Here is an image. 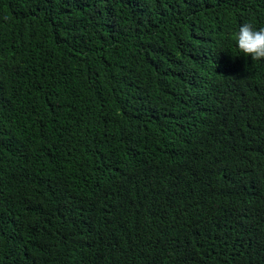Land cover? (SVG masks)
<instances>
[{
    "label": "trees",
    "instance_id": "trees-1",
    "mask_svg": "<svg viewBox=\"0 0 264 264\" xmlns=\"http://www.w3.org/2000/svg\"><path fill=\"white\" fill-rule=\"evenodd\" d=\"M264 0H0V264H264Z\"/></svg>",
    "mask_w": 264,
    "mask_h": 264
},
{
    "label": "clouds",
    "instance_id": "clouds-1",
    "mask_svg": "<svg viewBox=\"0 0 264 264\" xmlns=\"http://www.w3.org/2000/svg\"><path fill=\"white\" fill-rule=\"evenodd\" d=\"M231 39L235 40L240 53L251 56L255 62L264 60V27L257 28L251 23H243Z\"/></svg>",
    "mask_w": 264,
    "mask_h": 264
}]
</instances>
